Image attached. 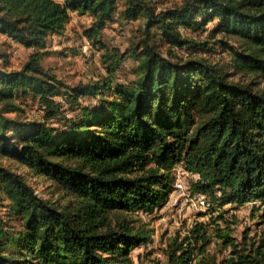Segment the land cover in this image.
Listing matches in <instances>:
<instances>
[{"label": "trees", "instance_id": "trees-1", "mask_svg": "<svg viewBox=\"0 0 264 264\" xmlns=\"http://www.w3.org/2000/svg\"><path fill=\"white\" fill-rule=\"evenodd\" d=\"M71 12L91 17L83 34L107 70L75 85L40 62ZM115 15L143 20L124 51L101 39ZM0 34L32 49L19 69L0 64V158L59 195L40 198L24 173L0 164V264H134L148 235L122 215L163 207L175 167L213 211L264 204V0H0ZM215 46L218 59L201 54ZM126 56L131 77L116 80ZM28 98L41 114L26 113ZM222 217L172 239L161 264H264V237L238 242ZM213 238L221 258L207 252Z\"/></svg>", "mask_w": 264, "mask_h": 264}, {"label": "rangeland", "instance_id": "rangeland-1", "mask_svg": "<svg viewBox=\"0 0 264 264\" xmlns=\"http://www.w3.org/2000/svg\"><path fill=\"white\" fill-rule=\"evenodd\" d=\"M179 1L154 0L160 8L168 7ZM90 22L91 17L89 15L71 12L65 32L62 35L49 36L46 47L42 49L45 52L40 59L43 67L67 84L75 85L91 82L100 78V75H107L105 64L100 60L101 50L96 45L89 43L83 34ZM142 24V19L129 22L120 20L119 16L115 15L114 21L107 23L102 28L101 39L107 46L124 51L130 43L136 40V36L139 35L138 26H142ZM184 32L191 34L198 41L205 37L203 32H192L190 30H184ZM219 50L220 47L215 46L213 51L201 54L216 60L220 56ZM31 52V48L20 46L14 41L10 42L6 36L0 34V64L3 60H6L7 68L19 69L28 61ZM134 65L135 61L126 56L115 71L116 80H126L129 70ZM129 77L131 76L129 75ZM80 100L82 105L95 102V100L92 101L86 97H82ZM24 109L31 116H38L42 112L38 102L31 98L25 100ZM69 110L68 107L65 108L68 115L72 113ZM0 164L7 165L18 173H24L27 183L34 188L35 193L40 198L55 200L59 196L53 190V186L49 181L29 174L24 166L2 158H0ZM174 169L176 177L180 178L186 186H189L191 177L179 167ZM177 198L178 201L174 203V191H172L168 202L159 210H155L150 214L144 213L141 215L142 212L137 213L135 211L122 215L124 218L131 220V224L136 228H144L148 235V241L135 247L132 252L134 264H154L155 262L161 264L165 260L164 248L168 246L172 239L176 238L177 244L184 242L183 236H190L189 229L199 221L213 226L211 219L219 213L223 217L217 219V224L221 228L226 225L230 226L232 229L231 235L236 241H246V244L251 242L257 245L258 240L264 237V218L261 216L264 204L262 205L259 201H256L255 205L253 202L238 207L226 205L223 208L224 211L221 212L209 209L208 200L198 194L185 198L177 196ZM215 242L216 240L213 238L211 244L207 247V252L221 258L222 254H226L227 251L221 253Z\"/></svg>", "mask_w": 264, "mask_h": 264}, {"label": "built area", "instance_id": "built-area-1", "mask_svg": "<svg viewBox=\"0 0 264 264\" xmlns=\"http://www.w3.org/2000/svg\"><path fill=\"white\" fill-rule=\"evenodd\" d=\"M174 203H176L178 200L177 196H180V197H188V196H191V193L189 192L188 190V186H186L181 180L180 178H177L174 182ZM178 194V195H177ZM182 195V196H181ZM187 195V196H186ZM199 197V196H198ZM182 198V199H183Z\"/></svg>", "mask_w": 264, "mask_h": 264}]
</instances>
